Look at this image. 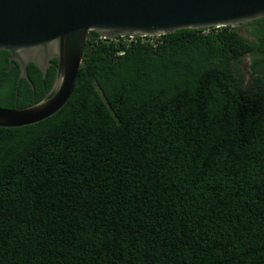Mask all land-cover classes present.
Here are the masks:
<instances>
[{
	"label": "trees",
	"instance_id": "obj_1",
	"mask_svg": "<svg viewBox=\"0 0 264 264\" xmlns=\"http://www.w3.org/2000/svg\"><path fill=\"white\" fill-rule=\"evenodd\" d=\"M237 28L182 30L154 43L90 33L57 114L0 128V264H264V56ZM0 51V107L19 65ZM35 64L38 90L52 86ZM30 96L32 85L22 82ZM39 92V91H37Z\"/></svg>",
	"mask_w": 264,
	"mask_h": 264
},
{
	"label": "water",
	"instance_id": "obj_2",
	"mask_svg": "<svg viewBox=\"0 0 264 264\" xmlns=\"http://www.w3.org/2000/svg\"><path fill=\"white\" fill-rule=\"evenodd\" d=\"M264 19V0H0V51L28 77L33 63L53 86L42 101L0 107V128H21L57 114L70 100L90 33L105 40L160 37L182 30L238 28ZM14 64H11L13 67Z\"/></svg>",
	"mask_w": 264,
	"mask_h": 264
},
{
	"label": "rangeland",
	"instance_id": "obj_3",
	"mask_svg": "<svg viewBox=\"0 0 264 264\" xmlns=\"http://www.w3.org/2000/svg\"><path fill=\"white\" fill-rule=\"evenodd\" d=\"M239 34L244 38L257 42L256 36H254V27L241 25L237 28ZM240 67L245 75V84H249L252 81V76L259 74L264 75V62H260L259 56L256 54H247L242 58Z\"/></svg>",
	"mask_w": 264,
	"mask_h": 264
},
{
	"label": "flooded vegetation",
	"instance_id": "obj_4",
	"mask_svg": "<svg viewBox=\"0 0 264 264\" xmlns=\"http://www.w3.org/2000/svg\"><path fill=\"white\" fill-rule=\"evenodd\" d=\"M9 61H10V59H9ZM262 62H264V56H263V61ZM10 64H14V63L10 61ZM14 67H15V64L13 65V67H11V65H10L9 70L12 69V68H14ZM44 78H46V77H44ZM252 79H253V76H252ZM22 82H26L27 84L30 83L32 85V82H29L25 78H20V74L18 75V85H19V89L17 90V95H16V98L14 100L15 106H19V105H21V103H24V102H28V104H29L30 103V100H32L33 98L37 97L40 93H42L43 97L46 98V96L49 94V92H50V90H51V88L53 86V83H52V86L51 87L45 89L47 87V81L44 82V83H41L39 90L34 85H32L33 89L36 92H34L35 93L34 95L30 96L28 89L25 86L23 87V83ZM37 91H39V92H37ZM14 109H17V108H14Z\"/></svg>",
	"mask_w": 264,
	"mask_h": 264
},
{
	"label": "built area",
	"instance_id": "obj_5",
	"mask_svg": "<svg viewBox=\"0 0 264 264\" xmlns=\"http://www.w3.org/2000/svg\"><path fill=\"white\" fill-rule=\"evenodd\" d=\"M120 39H126V38H120ZM138 41H141L142 43H154L152 37H135V38H127L125 40V42L127 43L138 42Z\"/></svg>",
	"mask_w": 264,
	"mask_h": 264
}]
</instances>
